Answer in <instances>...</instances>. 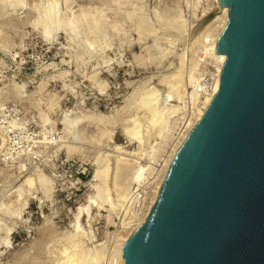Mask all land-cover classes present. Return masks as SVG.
Returning a JSON list of instances; mask_svg holds the SVG:
<instances>
[{
    "label": "rangeland",
    "instance_id": "374dc122",
    "mask_svg": "<svg viewBox=\"0 0 264 264\" xmlns=\"http://www.w3.org/2000/svg\"><path fill=\"white\" fill-rule=\"evenodd\" d=\"M51 1L27 0V7L17 6L14 9L7 8L3 6V2H0V41H2L0 44L6 46L8 50V52H4L0 49V88L3 89L1 90L3 94L4 90L9 92V95L6 96L0 94V135L7 141L6 146L0 149V203L11 202L15 199L14 194L10 195L9 192L19 183L21 176L33 167L40 168L52 180L54 187L51 199L44 198L42 203L38 201V198L42 196L40 193L30 196L27 206L19 211L20 214L17 217L10 218L0 214L2 226L12 228V233L9 234L10 245L6 246L0 242V264H57L58 260H55L58 257L57 251L65 245L63 237L74 230L73 217L77 207L85 203L87 195L93 193L89 183L95 167V158L99 149H104L105 145H98L90 138L97 137L101 130L96 124L94 126L93 123H87L81 130L83 132L80 131L73 136L74 141L72 140L73 137L66 140V138L64 139L65 133L59 123L61 116H66L69 110L77 114L89 115L96 112L108 116L109 119L111 118V124L108 125V128L109 132L111 131L113 143L128 145L129 142L122 126L124 118L126 119L132 111L133 105H130L129 96L138 87L147 85V81L150 85H157L159 76L165 73L166 62L163 61L162 64H159L155 58L158 55V48L160 52H167L165 48H170L167 53H172V58L178 55L177 58L181 59H178L179 61L176 60V57L170 60L171 58L165 55L166 61H171L172 66H176L175 64L182 61L184 65H187L191 60L190 58H195L200 69L204 62L200 58V56L204 57L203 53L193 55L187 47L188 32L191 28L189 20L191 21L193 17V0L187 1L188 7L184 6V0H139L138 4L143 7L140 14L146 16L148 23L153 27L154 32L156 31L155 36L152 33L149 34L151 37L149 35L142 36L141 40L137 36L134 25L125 15L128 10L131 11V4L117 6L109 3L110 0H56L62 13L77 14L80 12L78 10L82 9H89L93 12L103 9L104 16L108 20L110 19V23L117 21L122 25L121 31L117 33L106 29V45L102 44V48H96L97 51L92 56H89L82 48L85 41L84 31L73 41L63 32L57 33L49 41L43 38L41 29L34 24L38 18V12L32 8L34 5L40 4L46 6ZM60 1L62 4H59ZM65 2L67 3L64 4ZM207 3L214 4L211 0H204L201 1V6H206ZM202 7L197 10V14L200 16ZM178 8L184 10L182 12L184 23H182V28L184 32H187V36L184 35L185 33L181 37L178 36L179 34L173 35V33H177L171 30L173 38L178 36L173 41L170 33H168L169 36L166 35L170 30H162L164 27L162 28L161 23L157 21L156 13L169 16L175 13ZM213 11L207 16V20L213 16ZM3 12L9 14L4 15ZM189 12H191L192 17ZM184 20L187 22L185 23ZM184 25L186 27H183ZM148 36L149 38H147ZM162 36H166V42ZM167 36L171 37L172 40L168 41ZM182 37L186 38V40L183 38V42L187 41L184 44L181 41ZM92 38L93 36L89 37V39ZM175 42L177 43L175 44ZM167 44L169 45L167 46ZM174 44L177 47H174ZM182 47L189 49L188 52L186 49L184 51ZM171 48H174V51L177 48L176 53ZM182 51H184L185 62L182 59L184 58ZM162 54L164 55V53ZM153 56L154 58H152ZM140 59L141 61H139ZM173 63L175 64L173 65ZM64 72L67 75L63 76L62 73ZM94 74L98 82H104L105 88L99 89L94 81L90 80L89 76ZM41 82L46 85L41 86ZM13 84H18L19 86H16L22 87L24 91L21 89L20 93H15L10 90ZM187 100L186 98L184 100L185 108L188 106ZM52 101L57 103L58 108L50 111L47 106ZM39 109L47 114V124L42 123L38 117ZM9 122L14 125H10ZM10 130L13 132L12 134L9 132ZM77 135L79 138L76 137ZM77 139L78 141H75ZM32 141L38 142V144L26 153L19 152V150L27 147L26 143L31 144ZM47 141L54 142L53 144H63L66 141V144L81 147L79 152L70 155H67L63 149L57 153H51L50 149L43 148ZM133 147L135 144L129 145L128 149ZM20 162L25 164V171L22 174H19L17 170ZM13 178H17V180L14 181ZM136 193L140 194L141 190ZM129 201V204H125H128L130 208H138L135 205L134 197ZM124 206L122 208H124V215H126V209L129 210V208L126 206L125 209ZM17 207L15 206V209ZM121 210L120 213L122 212L123 215ZM92 213L94 219L91 222V227H86L85 218H82V225L93 236L92 243L95 244L105 239L106 223L103 211L101 217L94 215L97 213L95 208H92ZM121 214L119 215L123 219L124 215ZM120 216L116 217L117 223H120ZM107 229L112 231L113 227L108 226ZM92 243L87 241L89 246ZM111 243V241L109 244L107 243L110 247L107 246L108 252L112 251L113 244Z\"/></svg>",
    "mask_w": 264,
    "mask_h": 264
},
{
    "label": "bare ground",
    "instance_id": "6f19581e",
    "mask_svg": "<svg viewBox=\"0 0 264 264\" xmlns=\"http://www.w3.org/2000/svg\"><path fill=\"white\" fill-rule=\"evenodd\" d=\"M26 1L27 0H0V2H3V6H6L7 8L11 7L13 9L17 6H26L28 3H26ZM138 1L139 0H110L109 3L117 6L131 4V11L128 10L125 15L134 25L137 36H139V39L141 40L142 36L152 33H154L153 36H155L156 31L154 32L153 27L148 23L146 16L140 14L143 11V7L138 4ZM187 1L188 0H184L185 7L188 4ZM201 1L204 0H193V5L191 3L193 7V9H191L193 12L190 11L193 13V17L190 15L191 12H189L192 20H189V22H191V28L188 32L187 47L193 55L196 53H203L204 57H201L202 60H210L211 65L214 67L213 83L210 90L202 89V86L197 84L200 79L198 71L199 64L195 58H190L191 60H189L190 62L188 64L186 63L187 65H184L182 61L178 64L173 63V65L175 64L176 66H172L170 63L171 61H166V56L168 55V57L171 58L170 60L175 58L176 56L174 53H176L177 48H175V51L174 48H171L174 51L173 54L175 57L173 58L171 56L172 53H167L170 51V48H168L169 51L165 48L167 52H160L158 48V55L155 58L159 64H162L163 61L166 62L165 73L159 76L156 82L157 85H150L149 81H147V85L138 87L129 96L130 105H133L132 111L126 119L124 118V124L122 123L124 134L129 142L128 145L113 143L111 131L109 132L108 128V125L110 126L111 124V118L109 119L108 116L97 114L96 112L90 113L89 115L77 114L72 110H69L66 116H61L59 123L65 133L64 139L66 138V140H70L71 137L82 130L85 124L93 123L94 126L96 124L101 131L97 137L89 138L98 145H105V148L99 149L96 147L99 151L95 158V167L89 183L93 193L87 195L85 203L80 204L77 207L73 217L74 230L71 233L68 232L63 237V239H65V245L61 246L57 251L58 257L55 259L58 260L57 264H124L121 245L130 236L136 226L144 223L151 206L157 198L162 181L177 150L180 148L188 133L201 119L204 111L211 102L212 97L219 88V76L222 65L225 62V56L222 54H216V42L228 21V8L220 6L219 0H211L214 4L207 3L206 6L203 5L202 7ZM57 2L58 1L56 0H52L46 6L40 3V5H31L33 6L32 9H35L34 11L38 12V18L35 20L34 24L41 29V35L46 41H49L51 38H54L57 33L61 32L68 35L70 40L73 41L75 37L84 31L85 41L83 43L84 47L82 48L85 49L84 52L86 51L89 56H92L96 53V48H102V44L106 45V29H109L112 32L115 31V33L121 31L122 25L120 22L114 21L110 23V19L108 20L107 17L105 18L103 9L93 12L86 8L87 10H78V12H80L77 14L68 12L62 13ZM60 3L62 4V1H60L59 4ZM66 3L67 2L64 4ZM199 7H202V11H200L201 16L200 14H197ZM3 9L6 10L5 8ZM183 11L184 10L178 8L175 13L169 16L163 13H156L157 21L161 23L160 25L162 28L164 27L162 30H173V32L175 31V33H177L174 34L172 31H169L167 34L165 33L166 35H168V33H173V35L179 34L178 36L180 37L186 35L187 32H184V29L182 28V25L184 24L182 21ZM212 11L214 12L212 13L213 16L207 20V16ZM3 14L5 15L7 13L3 12ZM184 22L186 23L187 21L184 20ZM185 25L183 27H186ZM183 33L185 34L183 35ZM90 36H93V38L89 39ZM149 36L151 37V35ZM149 36L147 38H149ZM168 36V41L172 40L171 37ZM178 36H174L175 38L172 36L173 41L178 38ZM165 37L163 38L165 39ZM183 38L184 37H182V39L180 38L181 41ZM184 39L186 40V38ZM166 40L167 39H165V42ZM1 42L2 41H0V43ZM186 42L187 41L183 42V44ZM111 43L113 44V42ZM176 43L177 42H175V44ZM175 44L174 47L176 46ZM168 45L169 44H167V46ZM184 46L186 47V45ZM3 47L4 46L0 44V49L4 52H8L7 47ZM185 49L186 48L183 50L185 51ZM184 51H182V53ZM162 53H164V55ZM182 57H184L182 58L184 60L185 55ZM136 58L138 59L139 57ZM152 58H154V56ZM178 59L179 58L176 60ZM139 61H141V59ZM136 62L139 63L138 61ZM62 74L63 76H65V74L67 75L65 72ZM89 77L99 89L105 88L104 82H98L95 74ZM22 84L20 85L22 86ZM43 84L41 82L40 85L42 86ZM16 85L18 84H13L10 90H13L15 93H20L23 88L17 87ZM1 90L3 89L0 88V94H3ZM3 95H9V92L4 90ZM185 98L188 99L187 108L183 105ZM49 103L47 109L50 111L56 107L58 108L56 102L54 103L52 101ZM64 114L66 113L64 112ZM38 117H40L42 123H46L48 120L47 114L41 109H39ZM12 122H9L11 123L10 125H14ZM76 137H78V135ZM73 139L74 137L72 140ZM75 141H78V139ZM6 143V138L0 135V149L5 147ZM53 143L47 141L43 145V148L50 149L51 153H57L63 149L67 155H70L79 152L81 147L79 145L66 144V141L63 144ZM132 144H135V147L128 149L129 145ZM17 170L19 174L24 173L25 164L20 162L17 166ZM17 178H13V180L16 181ZM13 188L9 193L10 195L14 194L15 199L11 202L0 203V214L7 215L10 218L17 217L20 214L19 211L27 206L30 196L32 197L36 193H40L42 196L38 198V201L42 203L44 198L51 199L54 189L52 180L38 167H33L29 172L23 174L19 183ZM135 189L138 192L141 190V193H136L137 191ZM133 197L135 198V205L138 206L137 209L128 206L130 202L129 200ZM125 203L128 204L126 205ZM124 205L128 206L129 210L126 209V206ZM15 206L18 207L15 209ZM123 206L126 209V215H124L125 210L123 211ZM92 208L97 210V213L94 214L95 216H103V214H101L102 211L105 213L104 219L106 223L105 239L95 244L92 243L93 236L90 235V232L84 229L82 225V218H85L87 226L84 225L89 228L91 227V222L94 219ZM120 210L123 211L124 216L121 214L122 212L120 213ZM119 214L124 218L122 219ZM118 216H120V223L116 222V217ZM108 226L113 227V230L110 231L107 229ZM11 233L12 228L4 227V225L2 226L0 220V242L6 246L10 245L9 234ZM61 237L59 238L62 239ZM59 238L58 240H60ZM87 241L92 243L91 246L87 244ZM109 241L113 244L112 251L110 250V252L107 250V243L109 244Z\"/></svg>",
    "mask_w": 264,
    "mask_h": 264
},
{
    "label": "water",
    "instance_id": "95a60500",
    "mask_svg": "<svg viewBox=\"0 0 264 264\" xmlns=\"http://www.w3.org/2000/svg\"><path fill=\"white\" fill-rule=\"evenodd\" d=\"M219 5V88L121 245L124 264H264V0Z\"/></svg>",
    "mask_w": 264,
    "mask_h": 264
},
{
    "label": "built area",
    "instance_id": "2783aa9c",
    "mask_svg": "<svg viewBox=\"0 0 264 264\" xmlns=\"http://www.w3.org/2000/svg\"><path fill=\"white\" fill-rule=\"evenodd\" d=\"M202 56H200L201 58ZM213 75H214V67L210 64V60L204 61L201 65V68L199 69V82L198 85L202 86V89H211V85L213 83ZM187 103V102H186ZM187 105V104H186ZM11 129V128H10ZM11 134L13 133L11 130L9 131ZM33 140V139H32ZM38 144V142L32 141L31 144H27V147L25 149L19 150V152H28L31 150V148L34 147V145ZM18 152V151H16ZM132 202V200H131ZM134 205V204H132Z\"/></svg>",
    "mask_w": 264,
    "mask_h": 264
}]
</instances>
